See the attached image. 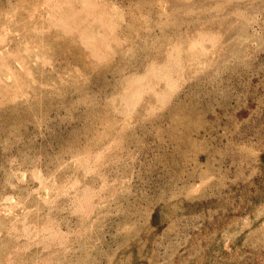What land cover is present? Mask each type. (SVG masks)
<instances>
[{"label":"rangeland","instance_id":"rangeland-1","mask_svg":"<svg viewBox=\"0 0 264 264\" xmlns=\"http://www.w3.org/2000/svg\"><path fill=\"white\" fill-rule=\"evenodd\" d=\"M0 264H264V0H0Z\"/></svg>","mask_w":264,"mask_h":264}]
</instances>
